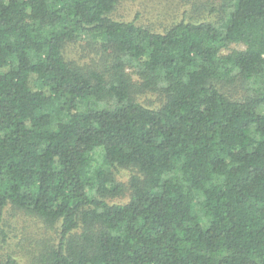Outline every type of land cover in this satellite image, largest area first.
<instances>
[{
    "label": "trees",
    "instance_id": "trees-1",
    "mask_svg": "<svg viewBox=\"0 0 264 264\" xmlns=\"http://www.w3.org/2000/svg\"><path fill=\"white\" fill-rule=\"evenodd\" d=\"M120 1L0 0V231L9 204L55 228L39 264H264V0L163 30Z\"/></svg>",
    "mask_w": 264,
    "mask_h": 264
},
{
    "label": "rangeland",
    "instance_id": "rangeland-1",
    "mask_svg": "<svg viewBox=\"0 0 264 264\" xmlns=\"http://www.w3.org/2000/svg\"><path fill=\"white\" fill-rule=\"evenodd\" d=\"M214 0H122L111 12L110 16L120 20L135 18L138 23L145 24L155 30H163L176 21L191 17H204L209 15L208 4ZM197 2V3H196ZM193 10V12H192ZM243 48L241 44H230V49ZM66 56L86 68L96 66L100 62V50L97 44L89 41H80L68 44ZM232 96H241L245 87L241 84L226 86ZM142 100L153 102L155 95L147 94ZM129 169H119L116 178L122 183L124 189L112 201L124 202L129 197L128 178ZM0 231V264H7V257L14 258L15 264H39V253L46 244L53 243L56 238L55 228L45 224L43 220L7 205L3 214ZM38 261V262H37Z\"/></svg>",
    "mask_w": 264,
    "mask_h": 264
}]
</instances>
